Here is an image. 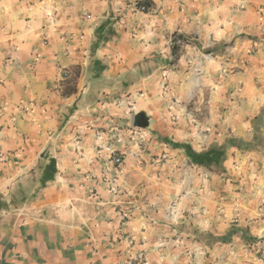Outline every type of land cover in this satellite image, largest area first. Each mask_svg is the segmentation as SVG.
Instances as JSON below:
<instances>
[{"label":"crops","instance_id":"obj_1","mask_svg":"<svg viewBox=\"0 0 264 264\" xmlns=\"http://www.w3.org/2000/svg\"><path fill=\"white\" fill-rule=\"evenodd\" d=\"M261 51L264 0H0V264H127L141 252L149 264L244 258L182 244L232 226L210 211L227 194L196 185L199 164L184 169L176 155L190 158L176 143L206 151L188 115L201 112L192 104L212 72L223 80L229 66L242 91L212 88L208 109L225 115L213 131L251 135L264 109L254 107L264 87L259 97L251 90ZM107 143L122 152L120 168L102 156ZM105 175L117 177L116 192Z\"/></svg>","mask_w":264,"mask_h":264},{"label":"rangeland","instance_id":"obj_2","mask_svg":"<svg viewBox=\"0 0 264 264\" xmlns=\"http://www.w3.org/2000/svg\"><path fill=\"white\" fill-rule=\"evenodd\" d=\"M186 42V41H185ZM186 46V45H185ZM185 46L178 47L177 54L181 55L185 50ZM263 53V54H262ZM256 53L253 52L252 55ZM260 62L257 59L252 61V77L254 76V85L251 90L254 96L259 97L258 91L264 87L263 74L264 69L262 67V61H264V51L260 53ZM236 66H229L224 75V79L216 77L218 71L212 72L213 80H208L202 90V100L198 104L194 102L192 108L196 105L201 106V112L197 110H190L188 117L189 127H191V133L194 132L195 137L201 139L200 145L197 143V148H203V150H223L221 156L216 159L213 157L207 158L205 164L194 165L200 169L198 176L200 177V183L196 182V185H201L206 188L207 191L215 192L216 188L221 189L227 194L225 199H215V209L210 211L218 217L226 218V223H230L232 228L227 233L225 232L224 225L219 224L214 227V230L206 234L195 235L193 241L190 243H182L189 253H205L206 248L202 245L201 248L196 245V242H205L214 253H224L226 250L238 253V256L244 258H234L235 264H264V158L260 157V154L264 151V135L262 132V126L264 124V96L258 99L254 104L256 109H263L258 115L256 123L249 131L250 136L238 134V131L231 129H225L221 133H216L214 130L215 125H219L217 120L223 121L225 115L215 116L212 114L208 107L214 103L213 89L217 90L223 86L225 90L242 91L240 83L235 76ZM231 75H234L231 77ZM218 79L217 81H215ZM221 80V81H220ZM237 86V87H236ZM220 93V91H219ZM213 101V102H212ZM230 100H228V103ZM241 102V101H239ZM230 104V103H229ZM191 123L195 125L192 126ZM241 149H244L242 152ZM249 152V153H248ZM251 152H255L250 154ZM259 156V157H258ZM178 162L182 161L181 165L184 169L192 165V161L186 160L179 155H176ZM218 159V160H217ZM178 166V167H181ZM190 182L194 179L191 177ZM199 181V180H197ZM152 189H156L159 186L158 180L152 181L150 184ZM238 193L232 195L230 192ZM196 208L200 213L204 214V207ZM147 212V211H146ZM224 226L223 228H218ZM218 230V231H216ZM218 233L224 234L223 236ZM234 237V238H232ZM208 250V249H207ZM248 256V258H247Z\"/></svg>","mask_w":264,"mask_h":264},{"label":"built area","instance_id":"obj_3","mask_svg":"<svg viewBox=\"0 0 264 264\" xmlns=\"http://www.w3.org/2000/svg\"><path fill=\"white\" fill-rule=\"evenodd\" d=\"M137 8L141 12L148 11V7L143 3H137ZM119 12H121V9H119ZM170 45L172 47L178 46L181 48L186 45V42H185V39L181 35L176 34L173 37V39L170 41ZM61 75H62V78H66L69 75V72L62 70ZM99 149L103 151L102 156L108 158L110 163L113 164L114 168H120L125 163V159H124L122 152L119 149H117L113 143H107L104 146H99ZM109 172H110V169L108 167L105 168V173H109ZM85 178L87 180L95 181V177L92 176L91 173H88L87 175H85ZM116 178L117 177L109 178L107 175L104 176V180L110 184V190L113 192H116L118 188L116 185ZM90 189H92L93 193L95 192V187L93 188V186H91ZM161 246H163V244H161ZM127 262H128L127 264H149L147 256L144 252L137 254L136 257H132L128 259Z\"/></svg>","mask_w":264,"mask_h":264},{"label":"trees","instance_id":"obj_4","mask_svg":"<svg viewBox=\"0 0 264 264\" xmlns=\"http://www.w3.org/2000/svg\"><path fill=\"white\" fill-rule=\"evenodd\" d=\"M173 48H174L173 51L175 52V54L178 55L176 52L177 51L176 47H173ZM176 147L184 149L187 155L189 156L190 160L192 161V163L199 164V165L205 164L207 158L213 157L216 159L217 157L221 156V153L223 152L222 149H220L221 151H219L218 149H214V150H206V151L198 153L197 151L193 149L191 144H187V143L186 144L176 143Z\"/></svg>","mask_w":264,"mask_h":264}]
</instances>
